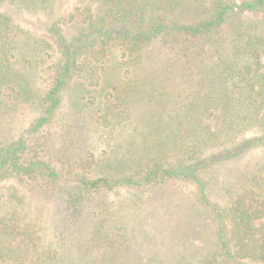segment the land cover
<instances>
[{"label": "trees", "instance_id": "trees-1", "mask_svg": "<svg viewBox=\"0 0 264 264\" xmlns=\"http://www.w3.org/2000/svg\"><path fill=\"white\" fill-rule=\"evenodd\" d=\"M57 1L0 0V264H264V0Z\"/></svg>", "mask_w": 264, "mask_h": 264}, {"label": "rangeland", "instance_id": "rangeland-1", "mask_svg": "<svg viewBox=\"0 0 264 264\" xmlns=\"http://www.w3.org/2000/svg\"><path fill=\"white\" fill-rule=\"evenodd\" d=\"M74 1L73 0H58L56 2V9H55V13L57 14H61L65 11H67L68 9L71 8V6H73ZM46 16L43 15L42 13H38V14H34V13H24L21 14V16H19L18 18H16L17 22L20 24V26H22L25 29L37 32L39 34H42V29L41 26L45 20H46ZM89 114V113H87ZM32 114L27 110V109H23L20 111V113L18 112V118L20 120V127L21 128H25L30 120H31ZM60 117V116H58ZM17 118V119H18ZM90 118V115L87 116V120ZM57 129V127H56ZM98 143V141H97ZM101 144V142L99 143V145ZM10 182L6 183H1L0 184V214L2 215H6L7 217L12 216L14 213L16 214H20L23 219L21 220V222H25V221H29V219H31L34 215H35V210L36 207H38L40 204V201L35 198V197H30L27 196L23 203H17L19 204L18 206L13 205L12 203H1V199H5L7 197V192L10 191V186H9ZM3 194V195H2ZM20 194V193H18ZM41 224L43 225V222L41 221Z\"/></svg>", "mask_w": 264, "mask_h": 264}]
</instances>
